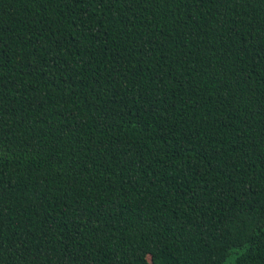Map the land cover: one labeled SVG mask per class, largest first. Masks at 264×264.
Returning <instances> with one entry per match:
<instances>
[{
    "label": "trees",
    "instance_id": "obj_1",
    "mask_svg": "<svg viewBox=\"0 0 264 264\" xmlns=\"http://www.w3.org/2000/svg\"><path fill=\"white\" fill-rule=\"evenodd\" d=\"M0 264H264V0H0Z\"/></svg>",
    "mask_w": 264,
    "mask_h": 264
}]
</instances>
